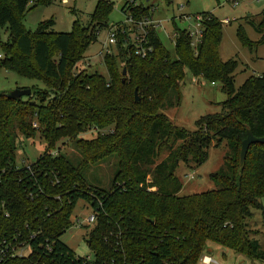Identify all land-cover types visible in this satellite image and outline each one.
<instances>
[{"label": "trees", "instance_id": "1", "mask_svg": "<svg viewBox=\"0 0 264 264\" xmlns=\"http://www.w3.org/2000/svg\"><path fill=\"white\" fill-rule=\"evenodd\" d=\"M52 1L0 0V28L9 31L8 39L0 43V60L2 53L7 56L0 61V70H14L45 85L30 87V94L19 98L0 90V198L9 211L8 217L0 216V224L6 236L16 228L35 233L28 240L32 252L4 264H197L207 241L247 247L249 256L264 260V251L249 239L244 221L253 209L264 213L259 200L264 196V144H251L244 162H239L247 129L264 136V73L251 75L234 88L230 74L237 61L219 59L221 21L211 13H200L202 33L195 49L186 29L174 26L171 51L149 28L147 40L153 49L142 58L135 54L126 30L117 33L115 51L103 55L107 77L88 73L78 64L100 29L108 28L112 5L98 0L90 23L82 25L76 17L69 32L54 31L52 18L27 30L22 18L28 5L30 9ZM121 10L137 19L152 17L150 6L136 1L126 2ZM257 17L246 20L260 35L258 41L252 44L239 32L250 48L264 43V8ZM185 69L193 76L219 80L227 94L222 111L199 117L192 131L173 125L160 111L179 103ZM92 129L97 131L95 138H78ZM35 132L45 141L43 153L30 169L16 168L18 133L30 138ZM61 138L74 142L83 158L79 163L51 153ZM223 140L227 147L223 163L209 175L215 188L180 195L178 164H202L208 148ZM112 153L117 169L110 186L87 183L83 171L88 162ZM78 200L95 215L85 237L92 261L60 240L72 224Z\"/></svg>", "mask_w": 264, "mask_h": 264}, {"label": "rangeland", "instance_id": "2", "mask_svg": "<svg viewBox=\"0 0 264 264\" xmlns=\"http://www.w3.org/2000/svg\"><path fill=\"white\" fill-rule=\"evenodd\" d=\"M97 1L68 0L67 4H63L61 0H53L48 5L36 4L30 9L31 4H29L28 10L22 18V23L27 30L34 31L40 21L52 18L54 20V31L69 32L76 17L82 25L90 23V16ZM107 1L112 5L108 14V28L100 29L95 41L86 49L82 63L78 64L80 69L84 68L88 73L96 71L107 77V71L102 60L105 54L102 45L108 39L109 30L112 26L126 22L128 14L123 12L121 8L126 2L132 4L133 1L146 7L150 6L152 19L155 22H160L165 28V31L159 30V37L171 51H173L175 40L172 36L175 33L174 26L179 29L194 31L198 28L195 15L200 13H211L221 21L217 54L223 62L232 59L237 61L235 69L230 74L235 89L247 77L264 73V43L256 44V46L250 48L239 37V32H241L252 44L259 40L260 35L247 23L246 17L251 16L257 21L258 13L264 8V0H170V4H167L165 0ZM72 9L75 10L76 15L72 13ZM179 15H187L189 18L180 19ZM224 19L229 20V22H223ZM172 20H174V24ZM8 37L7 27L0 28V43L5 42ZM109 49L114 52V45ZM5 57L7 56L2 53L1 60H4ZM30 87L44 88L45 85L39 80L22 77L16 74L14 70L1 68V91L9 93L16 88ZM179 91L181 95L179 103H172L160 111L170 123L189 131L196 128L195 121L199 117L208 113L221 112L222 102L227 98V94L222 89V83L219 80L211 81L201 75L193 76L187 69H185ZM96 136L97 131L92 129L79 134L78 138L93 139ZM45 145L44 139L38 132H35L34 136L30 138H25L18 133V142L15 149L16 163L26 165L34 162L43 153ZM54 146L51 153L57 152L64 155L73 164H77L83 159L74 142L68 138L59 139ZM226 151V140H223L219 146L208 148L207 158L202 164L194 165L180 162L175 172L182 183L179 194L189 195L214 189L215 183L209 175L221 167ZM165 154L163 152L156 161L161 160ZM116 169L117 156L112 153L101 161L88 162L83 174L90 185L106 189L110 186ZM259 200L262 207H264V196ZM91 214V207L83 200H78L72 211V224L60 237L62 242L81 257L93 258L85 240L86 233L93 226L92 223L87 224L85 219ZM244 221L249 229V239L256 242L260 251H264V213L260 209H253L251 215L246 217ZM205 246L203 254L211 255L219 264H264V260L249 256L247 247L242 249L239 246L225 247L213 241H207ZM197 264H201V262L198 260Z\"/></svg>", "mask_w": 264, "mask_h": 264}, {"label": "built area", "instance_id": "3", "mask_svg": "<svg viewBox=\"0 0 264 264\" xmlns=\"http://www.w3.org/2000/svg\"><path fill=\"white\" fill-rule=\"evenodd\" d=\"M63 4H67L68 0H61ZM152 14V10L150 11ZM180 19H188L189 17L187 15H179ZM195 19L197 20L198 28L194 31H188L187 33L191 40V46L195 49L196 45L200 41L201 33H202V15L197 14L195 15ZM223 22L228 23L229 20L224 19ZM153 28L155 31L159 34V30L162 29L165 31V28H163L162 24L160 22H155L152 17L145 16L143 18H134L131 15H127L126 22H123L119 25H114L109 30L108 39L104 41L102 45V49L104 53L110 52V47L115 44L116 41V35L117 33H123L124 31L129 32V37L131 39V42L135 44V54L139 57H146L147 55L152 52L153 47L151 45H148V29ZM173 38L175 39V33L172 34ZM170 37V36H169ZM1 57V54H0ZM33 126L35 127L36 124L34 123ZM21 166H26L28 169H30L29 164L26 165H19L16 163V168H19ZM39 191H41L40 187H38ZM29 196L32 195L30 192L28 194ZM0 216L2 217H8L9 211L6 206L5 201L0 198ZM87 224H94L95 222V215L91 214L85 219ZM21 231L16 228L10 235H4L2 232L1 224H0V264H4L7 260L14 258V257H26L32 252V246L29 243L28 240H32L34 238L35 233L31 234H24L21 236ZM93 255V254H92ZM86 261H92L93 258L84 257ZM199 261L201 264H219V262L212 257L211 255L203 254Z\"/></svg>", "mask_w": 264, "mask_h": 264}, {"label": "water", "instance_id": "4", "mask_svg": "<svg viewBox=\"0 0 264 264\" xmlns=\"http://www.w3.org/2000/svg\"><path fill=\"white\" fill-rule=\"evenodd\" d=\"M148 1V0H146ZM125 74V69H122V75ZM30 94V89L29 88H16L12 90L11 92L8 93V96L11 98H19L21 96H26ZM134 97L135 100H138V95H137V89H134ZM264 144V136L262 137H256L252 134L250 129H247L246 131V137L241 141V147H240V152H239V162L242 164L245 160V156L248 150V147L251 144Z\"/></svg>", "mask_w": 264, "mask_h": 264}]
</instances>
